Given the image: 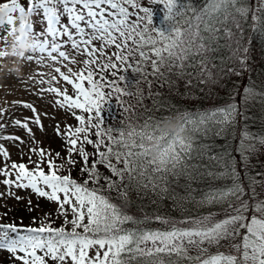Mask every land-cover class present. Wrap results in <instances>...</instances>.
Wrapping results in <instances>:
<instances>
[{
	"label": "snow or ice",
	"instance_id": "obj_1",
	"mask_svg": "<svg viewBox=\"0 0 264 264\" xmlns=\"http://www.w3.org/2000/svg\"><path fill=\"white\" fill-rule=\"evenodd\" d=\"M149 2L163 5L170 31L154 27L157 35H151L147 25L153 24L152 7L142 5L140 0H28L27 7L21 0H7L4 4L9 13L6 21L0 20V27L9 26L4 42L15 34L18 14L27 11L31 22L25 29L33 41L31 53H46L52 61H68L69 52H81L87 57L79 72L68 68L65 74L59 67L55 69L74 90V95L59 87L45 90L60 97L54 103L72 110L66 115L78 121V126L68 125L63 132L66 162L74 165L72 156L77 154L83 161L80 172L87 178L78 182L70 172L60 174L63 164L45 159L50 153L43 148L29 147L27 163L23 162L21 152V162L9 164L6 161L10 154L0 144V156L5 161L0 167L3 177L0 184L8 189L0 196H15L13 188L31 190L55 203L58 209L56 213L46 214L47 222L37 226L0 223V249L7 250L20 264L50 261L53 264H264V200L256 198L258 181L248 172L247 155L257 143L264 144V131L252 132L247 126L240 129L236 148L239 160L227 148L214 150L203 142L210 132L214 137L226 138L235 132L237 117L244 118L235 97L207 111H189L168 104L157 92L152 94L151 110L145 109L136 124L122 126L116 135L111 127L102 126V102L106 96L124 92L143 100L142 90L133 93L118 83H125V75L117 78L115 71L121 64L138 61L133 72L147 77L150 67L153 77L171 84L172 75L182 78L193 58L200 56L199 75L204 76L207 71L204 78L214 83L213 72L207 68L208 53L215 50L218 41L225 46L231 44L230 51L238 66L245 63L246 57L241 59V56L248 49L242 43L240 29L249 14L246 0H205L201 8L190 2L178 7L177 0ZM38 12L43 13L47 22L41 31L34 30L32 19ZM62 15L67 16V24L62 23ZM189 15L191 18H186ZM176 23L180 27H174ZM60 37L66 39L58 41ZM97 43L99 47H93ZM65 44L69 48L62 50ZM110 47L114 50L107 52ZM3 55L0 51V56ZM44 58L41 55L40 61ZM32 60V55L25 57L26 63ZM72 63H76L74 58ZM109 72L111 78H106ZM51 79L55 80L56 76ZM144 82L151 91V82ZM257 95L264 97L257 90L250 92L245 88L242 102ZM23 107L34 113L32 122L43 131L37 109L31 103ZM175 116L180 117V133L163 127L164 121ZM6 123L26 129L32 142L37 143L27 118L23 123L20 119L4 121L0 130ZM55 130L61 135L59 123ZM0 140L14 145L25 143L21 137L12 135L0 136ZM85 145L95 149L90 166V153ZM153 147L156 156L152 155ZM32 153H37L40 159L33 161ZM56 156L62 158L59 152ZM100 166L111 176H102ZM197 181L206 188H193ZM181 182L182 190L178 194ZM133 190L141 196L155 195V199L149 197V205L155 206L152 212L143 207L140 215L126 211L128 194ZM113 191L123 203L105 194ZM164 200H171L185 214L176 217L161 209L159 204ZM187 205L208 211L193 215ZM56 215L62 218L60 226H54L51 218Z\"/></svg>",
	"mask_w": 264,
	"mask_h": 264
},
{
	"label": "trees",
	"instance_id": "obj_2",
	"mask_svg": "<svg viewBox=\"0 0 264 264\" xmlns=\"http://www.w3.org/2000/svg\"><path fill=\"white\" fill-rule=\"evenodd\" d=\"M27 2L28 0H23V5L25 7H27ZM189 2L197 8H201L205 5V0H177V5L180 7ZM246 6L249 8V14L243 23V27L240 29L242 43L244 47L248 49L247 53L241 56V59H245L246 57L243 66H238L234 62L232 52L230 51L231 44L225 46V43L222 41H218V46L215 50L208 53L209 62L207 68L213 72L214 83L204 78L207 76V71H205L204 76L199 75L201 71L200 56L193 58V63L189 64L186 69L187 74L182 78L172 75L170 77L172 81L171 84L164 83L153 77L150 67H148L149 75L147 77L142 76L141 73L133 72L132 69L137 67L138 61H133L128 65L121 64L115 70L117 72V78L119 75H125L124 82L127 84L119 81L118 83H121L122 87L133 93H137L138 89L142 90L143 100L141 101L138 95H127L124 92H113L110 96H106L105 101L102 102V126L111 127L113 129V135H116V130L120 129L122 126L126 128L129 123L136 124L137 118L144 114L145 109L151 110L153 106L152 94L157 92L168 104L189 111H207L216 106L224 105L232 97H235V100L240 102V107L244 116V118L237 117L238 124L235 132H233L231 137L227 138L224 136L214 137L210 132L208 136L204 137L203 142L205 145H211L214 150L227 148L228 151L239 160L240 153L236 151V148L239 145L238 133L240 129L247 126L252 132L264 131V97L257 95L249 99L246 103L242 102V92L245 88L249 89L250 92L254 89L257 90L258 93L264 94V0H246ZM165 11L163 5L160 6L158 11H152L153 24H148L147 27L154 37L157 35L153 30L154 27L165 32L171 30V25L165 20ZM36 15L38 17H43V13L40 12ZM253 16L255 19H252ZM38 17L35 21L33 20L35 31H41L47 26L46 20L45 22L42 21L43 24H38L41 22L37 21ZM186 18H191V16L189 15ZM62 23H68L66 15H62ZM173 26L180 27V24L176 23ZM8 27V25H4L0 27V30L4 31V29ZM27 38L28 35L26 31L17 34V27L15 28V34L13 35L15 42H23ZM49 39L51 38L49 37ZM64 39L66 38L60 37L58 41ZM65 46L69 47V45L65 44L62 46V49L66 48ZM112 50L114 49L111 48L106 51L110 52ZM85 58L87 59V57ZM140 67L144 66L141 65ZM218 68L224 69L225 71L218 72ZM106 78H111V72L108 73ZM144 81L151 82V91L149 90V84ZM105 91L108 90L106 89ZM125 109H127V111H125ZM88 115L89 114H85L86 117ZM91 115L94 117L93 123H96L95 113ZM94 131L95 129H93V132ZM91 138L94 140L96 139L94 135H92ZM85 149L90 153V166L91 154L94 153L95 149L91 145H85ZM247 155L249 157L248 172L253 177H256L258 181L255 185L256 198L264 200V144L257 143L254 150L248 152ZM72 158L76 161L74 165H69L67 162L65 163L64 160L59 163L64 166L60 174H69L70 172L73 178L80 182L87 178L86 174L80 172L83 161L75 153ZM99 170L102 176H111V173L106 168L100 166ZM113 179L115 178L113 177ZM101 183H104L103 179H101ZM245 183H247V181H245ZM182 185L183 182H181V188L177 189L178 194L182 190ZM193 188L197 190L205 189L206 185L203 182L197 181L193 183ZM105 194L117 197L115 202L123 203L122 198L118 197L115 191L111 193L105 192ZM149 197L153 199L156 198L152 193H149V196H141L137 194L136 190L129 192L126 211L132 215H140V209L143 207L145 211L152 212L155 206L149 205ZM159 207L176 217L185 214L184 209L176 208L171 200H164L159 204ZM187 207L191 209L193 215L198 211L201 213H206L208 211V208L196 209L192 205H187ZM213 210L215 211L217 209ZM60 225L61 223H59L58 226ZM210 251H214V249H210Z\"/></svg>",
	"mask_w": 264,
	"mask_h": 264
},
{
	"label": "rangeland",
	"instance_id": "obj_3",
	"mask_svg": "<svg viewBox=\"0 0 264 264\" xmlns=\"http://www.w3.org/2000/svg\"><path fill=\"white\" fill-rule=\"evenodd\" d=\"M21 3L23 4V0H21ZM140 3L144 6L152 7L153 12L158 11L161 6V4L153 5L149 0H140ZM37 17L35 15L33 20L35 21ZM37 21H41L38 24H43L42 21L45 22L43 17H38ZM7 29L5 28L4 31L0 30V51L5 53V55L0 56V123L13 121L14 119H20L23 123L25 118H27L37 143L32 142V137L29 136L26 129L10 123L4 124L3 130H0V136H18L25 141L24 144L16 142L14 145L13 142L8 140H0V144L10 154V159L6 162L9 164L12 161L21 162V152H23V162L27 163L29 157L28 148L34 147L36 149L43 148L46 153H50V156H46L45 159L51 158L57 164L61 163L62 160L66 163L67 146L63 132L68 125L78 126V121L74 119V116L66 115L72 110L66 107L60 108L54 103V100L61 99L60 97H56L54 93L45 90L59 87L62 90L67 89L70 94L74 95V90L67 85V82L63 81L59 73L55 72V69L59 67L65 74H68V68H71L73 72H79L83 69L82 62L86 59V56L81 52H69L70 59L68 61L60 59L52 61L50 57H47V54L29 53L25 57L32 55V62L26 63L25 57L17 60L16 57L6 54L10 41L14 40L12 36L6 42L3 41V37L7 36ZM65 47L62 50L69 48L68 46ZM93 47H99V44L97 43ZM41 55L45 57L43 61H40ZM73 58L76 63H72ZM17 65H19L18 71L16 70ZM52 76H56V79L52 80ZM25 103H31L41 115V124L44 126L43 131L32 122L34 113L30 109L23 107ZM75 111L78 114H86L80 113L79 110ZM44 113L48 115H44ZM58 123L61 126V135L59 136L55 130ZM58 152L62 158L56 156ZM31 159L37 161L40 158L37 153H32ZM4 163L5 161L0 156V167H3ZM45 170L47 171L46 166ZM2 179L3 177H0V180ZM11 191L15 193V196L21 197V199L17 200L13 195L0 196V223L7 222L17 223L18 226H37L41 222H47L46 214L58 212L55 203H49L45 198L32 193L31 190L13 188ZM6 192H8L7 187L0 184V193ZM29 200L31 204H29ZM5 214H7V219H4ZM51 218L54 219V226L62 223V219L58 215ZM34 220L35 223H33ZM0 264H20V262L15 260L7 250L0 249ZM49 264H53V262L50 261Z\"/></svg>",
	"mask_w": 264,
	"mask_h": 264
},
{
	"label": "clouds",
	"instance_id": "obj_4",
	"mask_svg": "<svg viewBox=\"0 0 264 264\" xmlns=\"http://www.w3.org/2000/svg\"><path fill=\"white\" fill-rule=\"evenodd\" d=\"M7 3V0H0V20H5L8 17V8L4 7V4ZM31 22V16L30 14L25 11L22 14H18V22L16 24L17 27V34L25 32V25ZM32 44L33 41L31 39V36H28V38L23 42H15L10 41L7 49L6 54L9 56L16 57L17 60H20L25 55L32 52ZM17 71L19 70V65H17ZM163 127L167 128L169 131L180 133L182 125L180 123V117L175 116L171 120H166L163 123ZM152 155L156 156L157 151L155 147H153Z\"/></svg>",
	"mask_w": 264,
	"mask_h": 264
}]
</instances>
